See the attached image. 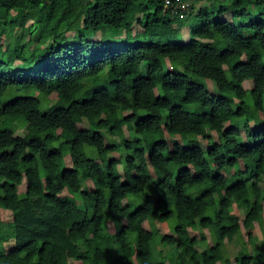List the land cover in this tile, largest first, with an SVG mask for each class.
<instances>
[{"label":"trees","instance_id":"obj_1","mask_svg":"<svg viewBox=\"0 0 264 264\" xmlns=\"http://www.w3.org/2000/svg\"><path fill=\"white\" fill-rule=\"evenodd\" d=\"M263 177L264 0H0V264H264Z\"/></svg>","mask_w":264,"mask_h":264},{"label":"rangeland","instance_id":"obj_2","mask_svg":"<svg viewBox=\"0 0 264 264\" xmlns=\"http://www.w3.org/2000/svg\"><path fill=\"white\" fill-rule=\"evenodd\" d=\"M195 3H196V2H195ZM189 4H190L189 1H185V5H186V6L189 5ZM197 5H198V4H195L194 7L196 8ZM194 7H193V8H194ZM228 17H229V15H228ZM224 18H226L225 15H224ZM136 28H137V25H135V26L133 25V29H134V31L136 30ZM181 32H182V33H181V34H182V37H183L184 39L187 40V39L189 38V37H188V34H189V30H188V28L184 27V28L181 30ZM35 45H36V43H35ZM205 82L207 83V86L209 87V89H210V90H213V87H212L211 84L208 82V80H205ZM244 86H245V87H248V82H245V83H244ZM80 125H82V127H88V123H87L86 121H83ZM229 125H230L229 122H226V123H225V126H226V127H228ZM215 136H216V135H215ZM239 139H240L241 141H243V140H244V135L241 134L240 137H239ZM203 144L205 145L206 142L203 141ZM261 184H262V187L264 188V177H263V182H262ZM20 189H22V190L25 189V183H24V182L20 185ZM79 202H80V201H79ZM0 216H2V217H0V218H1L3 221H8V220L11 219V215L9 214V211H8V210H4V211L2 212V215H0ZM0 224H3V223H0ZM144 224H145V226L148 228V224H147V222H144ZM166 225H167L166 222L161 223V227H162L164 230H167V226H166ZM103 226H104V232H105L106 234L111 235V236H113V237L115 236V227H114V222H113V220L109 219V220H107V221H104ZM256 231L260 234V230L258 229L257 225H256ZM190 232H191V235H192V236L196 237V238L199 240L200 236H199V232H198L197 229L190 230ZM1 243L4 245V241H2V237H1V235H0V245H1ZM156 244L158 245L159 248H162L163 250H166V249H167V247L162 246V244L160 243L159 239H156ZM207 244H208L207 241L205 242V241H202L201 239L199 240V247H200V249L205 248ZM239 247H240V243L237 242V243H236V248H239ZM236 248H235V249H236ZM228 256H230V258L233 257V255H232L231 253H230ZM231 264H234L233 258H232Z\"/></svg>","mask_w":264,"mask_h":264}]
</instances>
